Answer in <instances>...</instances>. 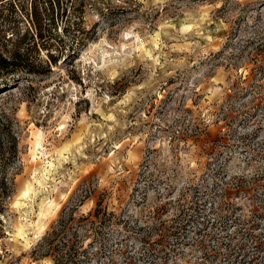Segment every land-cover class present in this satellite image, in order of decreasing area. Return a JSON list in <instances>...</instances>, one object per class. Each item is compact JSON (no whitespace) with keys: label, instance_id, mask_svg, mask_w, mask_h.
Wrapping results in <instances>:
<instances>
[{"label":"rangeland","instance_id":"1","mask_svg":"<svg viewBox=\"0 0 264 264\" xmlns=\"http://www.w3.org/2000/svg\"><path fill=\"white\" fill-rule=\"evenodd\" d=\"M52 6L0 2V264L70 213L78 264H264V0Z\"/></svg>","mask_w":264,"mask_h":264},{"label":"trees","instance_id":"2","mask_svg":"<svg viewBox=\"0 0 264 264\" xmlns=\"http://www.w3.org/2000/svg\"><path fill=\"white\" fill-rule=\"evenodd\" d=\"M1 1L3 0H0V2ZM49 2L51 5V10H54L52 3H54V5L57 7L60 6V0H49ZM36 28L38 29L37 36L41 38V25L38 21ZM51 62L55 63V59L51 60ZM26 65L27 64L25 61V57L21 53H16L15 55L10 57L4 56L0 53V77L12 70L25 69L27 68ZM29 71H31V69H29ZM1 118L6 121V124L2 123V125H7V116L1 114ZM1 136L2 135L0 133V139ZM98 214L99 209L97 208L96 214L94 216H98ZM60 218L57 221V227L59 226V228L53 227L52 231L47 233L42 239L46 241L50 246L56 239H58L59 243H56L54 247H51L49 250H47L45 254L50 253L51 255H53L54 264H78V258L80 256L81 249L78 245L79 241L77 240V238H75V236H77V232L72 231L70 229L71 226L67 224L68 220H75L74 216L72 215V213H70L68 217H65L67 219L63 218L62 216ZM86 218H88V216H81L79 219L83 220Z\"/></svg>","mask_w":264,"mask_h":264}]
</instances>
